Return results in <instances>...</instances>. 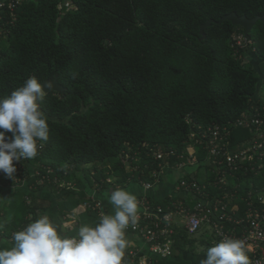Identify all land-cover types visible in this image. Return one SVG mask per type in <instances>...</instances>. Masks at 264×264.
<instances>
[{
  "label": "trees",
  "instance_id": "1",
  "mask_svg": "<svg viewBox=\"0 0 264 264\" xmlns=\"http://www.w3.org/2000/svg\"><path fill=\"white\" fill-rule=\"evenodd\" d=\"M6 1L0 8V97L31 76L43 82L57 77L65 90L49 91L41 104L50 131L37 156L14 162V180L0 172L5 187L31 181L30 193L13 194L5 209L11 241L1 249L13 246L14 230L38 218L34 191L54 187L61 200L74 203L70 209L84 205L94 226L100 210L74 188L79 172L104 188L154 184L163 167L177 168L191 152L197 166L184 177L206 185L208 196L184 190L180 179L177 190L197 198L189 202L220 198L243 209L252 198L260 205L264 159L258 152L255 159L229 164L207 145L218 126L229 128L231 152L257 138L250 115L264 114V99L257 96L264 77V22L256 23L250 40L241 26L217 22L232 12L264 15V0H18L13 9ZM209 19L215 23L203 37L200 27ZM240 35L246 38L242 47ZM249 52L260 59L261 73L251 66ZM239 120L244 123L236 125ZM169 150L183 158L156 159V152ZM147 198L164 211L175 201ZM211 241L178 229L171 255L149 264H188L184 254Z\"/></svg>",
  "mask_w": 264,
  "mask_h": 264
},
{
  "label": "clouds",
  "instance_id": "2",
  "mask_svg": "<svg viewBox=\"0 0 264 264\" xmlns=\"http://www.w3.org/2000/svg\"><path fill=\"white\" fill-rule=\"evenodd\" d=\"M46 88L36 76L26 79L9 95L0 97V172L16 178L14 162L31 160L49 139V123L41 110ZM7 133H11L8 136ZM113 214H101L94 225L84 224L76 235H67L64 228L75 223L69 220L62 227L48 215H42L13 233V246L0 249V264H124L129 246L125 230L138 220V201L123 188L109 197ZM243 240L225 237L209 247L200 264H251Z\"/></svg>",
  "mask_w": 264,
  "mask_h": 264
},
{
  "label": "built area",
  "instance_id": "3",
  "mask_svg": "<svg viewBox=\"0 0 264 264\" xmlns=\"http://www.w3.org/2000/svg\"><path fill=\"white\" fill-rule=\"evenodd\" d=\"M10 4L7 6L13 9L18 0H8ZM6 0H0V8L6 5ZM246 38L242 35L238 36L237 44L241 47L244 45ZM250 119L258 128L257 138L251 144L240 149L237 152H231L229 149L230 130L227 126H218L211 129L213 134L209 141L208 148L214 156L222 155L229 162L235 163L245 160L247 156L255 159V152H258V159H264V114L259 115L251 113ZM244 120H239L236 125H242ZM248 125L249 122H246ZM176 154V151L169 150L167 153L156 152V159H162L164 155L168 157ZM177 155V154H176ZM178 158H183V155H177ZM197 159L193 158V153L188 159L180 161L177 168L181 167H196ZM214 161L213 163H216ZM221 163V162H220ZM157 175V174H156ZM221 183L226 181L223 178H218ZM153 183H144L145 188H151ZM180 187L191 193L208 196L206 185H199L196 181L189 183L185 177L182 178ZM180 187L178 188L180 190ZM198 195V196H199ZM226 197V196H225ZM251 198V195H250ZM197 199V198H196ZM259 204L252 198L247 200L243 209L238 204L230 205L223 199H208L202 197L196 204H188L182 198L175 200L171 205H168V211L160 205H152L149 199L144 196L140 201L142 208L138 211V220L135 225H129L133 232L138 233L145 242L149 245L151 252L158 255L160 258H166L171 255L175 236L178 229H183L189 235L194 236L202 230H211L215 243H218L225 237L243 240L246 248L250 249L248 255L251 264H264V194L258 195ZM89 203H85L89 207ZM101 209V203L98 201L95 205ZM179 217L180 225L176 224L175 218ZM141 219L149 220L151 225H142ZM131 258L124 260V264H147L145 260H136V254L131 252ZM149 264V263H148Z\"/></svg>",
  "mask_w": 264,
  "mask_h": 264
},
{
  "label": "crops",
  "instance_id": "4",
  "mask_svg": "<svg viewBox=\"0 0 264 264\" xmlns=\"http://www.w3.org/2000/svg\"><path fill=\"white\" fill-rule=\"evenodd\" d=\"M250 56L256 57L255 52H251L249 54ZM247 56V58L249 57ZM254 59V58H253ZM192 168L190 167H181V168H175L173 166H165L161 169L160 176L157 178V180L154 182L151 188L147 189L144 186V183H139L135 181H131L127 183L124 186H112V187H100L98 184L96 186H91L86 178V180L82 178H78L75 180L72 184L75 185L74 188L76 190H80L81 192H84L88 197H90L95 202H100L101 206L100 215L101 214H113L114 212V206L110 203L109 197L112 191L116 190L117 188H123L130 193L134 194L138 201V211L141 210L142 205L140 201L143 199L144 196L150 197L155 202H160L166 199L167 197H174V200H178V198H182L185 202L191 204L193 203L190 201L192 200L196 201L197 199L191 197L192 195L189 193H179L176 194L174 192V189L176 190V181L173 183L169 179V175L174 172H181L184 173L182 175L190 173V170ZM18 191H23L25 194H29L31 191V181H21L20 184H17V186H9L5 187L3 185H0V249L1 247L7 243L8 241H11L10 237L5 233V230L7 228V223L5 221V209L12 201V195L16 194ZM178 191V190H177ZM106 194L107 199L104 198L102 195ZM34 195L36 197V203L39 206L38 209V218L42 215H48L53 221H55L57 224L61 225L62 227L65 225V223L69 220H74L75 223L68 224L66 228H64L67 235H76L78 232V229L81 225L88 224L92 225L93 223L88 220V215L86 212L82 213L77 210L78 207H74L73 209H70L74 203L66 202L64 200H61L60 194L56 191L54 187L51 186H45L42 189L34 191ZM174 195V196H173ZM184 196V197H183ZM29 200H31V197H28ZM189 200V201H188ZM85 208V207H84ZM181 219L179 218V221ZM179 221L176 223L180 225ZM181 226V225H180ZM206 230V229H205ZM15 230L13 231V233ZM126 233V239L130 242L129 246L125 250V257L124 260L130 259V253L133 252L136 254V260L140 261L145 260L148 263H150L153 259H160L158 255H155L151 252L149 245L145 242L143 237H141L138 233L133 232L130 228H127L125 230ZM188 253V252H186ZM186 253L184 254V259L188 262V259L186 257ZM190 261V260H189Z\"/></svg>",
  "mask_w": 264,
  "mask_h": 264
},
{
  "label": "rangeland",
  "instance_id": "5",
  "mask_svg": "<svg viewBox=\"0 0 264 264\" xmlns=\"http://www.w3.org/2000/svg\"><path fill=\"white\" fill-rule=\"evenodd\" d=\"M248 54H250V52L248 53ZM247 54V55H248ZM254 58V59H253ZM252 58V56H250L249 55V57H248V59H250L249 61H250V64H251V66L253 67V68H255L256 70H257V72L258 73H261V67H260V59L258 58V56H256V57H253ZM248 61V62H249ZM257 96H259V97H261L262 99H264V77L261 79V81H260V83H259V88H258V92H257ZM23 166V165H22ZM130 167V166H129ZM182 174H184V173H182ZM181 174V172H176L175 170H174V172L173 173H171V175H169V179H170V181H172L173 183L176 181L177 183H178V181L180 180V179H182L183 177H184V175H182ZM78 176L80 177V178H82V179H84V180H86V178H87V180H88V182H89V184L91 185V186H96V184L94 183V177H86V176H84V173L83 172H79L78 173ZM90 176V175H89ZM34 177V176H33ZM86 177V178H85ZM113 185H110V187H112ZM177 188H178V186H177ZM174 192H176V194H179L180 192L179 191H177V189L175 190L174 189ZM104 198H106L107 199V196H106V194H103L102 195ZM174 196V195H173ZM73 206V205H72ZM78 208H77V210L78 211H80V212H82V213H84V212H86V209L84 208V205H78L77 206ZM74 208V207H73ZM175 221H179V217H176L175 218ZM211 229V228H210ZM207 230L206 232H204V233H201L200 234V232L199 233H197L196 235H194V236H196V237H201V238H205V239H207V238H213V236H212V232H211V230ZM212 242V244L214 245L215 243L213 242V241H211ZM213 245H211V244H209V245H202V244H195V248L196 249H194V251H192V252H188V253H186V257H187V259H188V264H200V261L202 260V259H205L206 258V252H207V249L209 248V247H211V246H213ZM190 260V261H189Z\"/></svg>",
  "mask_w": 264,
  "mask_h": 264
},
{
  "label": "water",
  "instance_id": "6",
  "mask_svg": "<svg viewBox=\"0 0 264 264\" xmlns=\"http://www.w3.org/2000/svg\"><path fill=\"white\" fill-rule=\"evenodd\" d=\"M223 21H230L236 26H241L244 29L245 37L248 40H250V38H251L250 33H251L252 29L254 28V26L256 25V23L258 21L264 22V15H256L253 18H249L246 14L239 15L236 12H232V13H229V14H226L225 16H223L217 23L221 24ZM213 23H215V20L209 19L206 23L201 25L200 33H201V35H203V37H206L205 29L210 27ZM49 81L53 83V89H52L53 91H56L59 93L64 92L65 88L63 85H61L58 82L57 77H55L53 80H47L46 82H49ZM48 90L49 89L46 88V91H48Z\"/></svg>",
  "mask_w": 264,
  "mask_h": 264
}]
</instances>
